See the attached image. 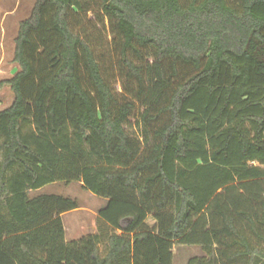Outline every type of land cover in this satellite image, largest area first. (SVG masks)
Wrapping results in <instances>:
<instances>
[{"label": "trees", "instance_id": "1", "mask_svg": "<svg viewBox=\"0 0 264 264\" xmlns=\"http://www.w3.org/2000/svg\"><path fill=\"white\" fill-rule=\"evenodd\" d=\"M14 62L0 264H264V0H37ZM75 182L107 204L67 242L30 192Z\"/></svg>", "mask_w": 264, "mask_h": 264}, {"label": "rangeland", "instance_id": "2", "mask_svg": "<svg viewBox=\"0 0 264 264\" xmlns=\"http://www.w3.org/2000/svg\"><path fill=\"white\" fill-rule=\"evenodd\" d=\"M36 2L37 0H0V84L12 79L19 71V66L14 62L16 39L21 22L31 16ZM90 18L93 19L92 16ZM117 87L121 92L120 85ZM13 101L14 94L10 87L0 88V111L9 108ZM45 195L76 200L80 206L62 217L68 242L89 235L95 223L90 212L99 211L107 204L106 199L86 191L78 182L51 184L30 192L31 199ZM149 223L154 224L152 220ZM173 253V264H188L190 259L203 255L198 247H175Z\"/></svg>", "mask_w": 264, "mask_h": 264}, {"label": "crops", "instance_id": "3", "mask_svg": "<svg viewBox=\"0 0 264 264\" xmlns=\"http://www.w3.org/2000/svg\"><path fill=\"white\" fill-rule=\"evenodd\" d=\"M100 211V210H99ZM99 211H94V212H90L91 215L95 218V223H94V226H93V229L91 228V231L89 233V235H92V234H95L96 233V221H97V217H98V212ZM64 216V215H63ZM62 216V217H63ZM65 227V226H64ZM65 233H67L66 229H65ZM67 241V240H66ZM74 241V240H73ZM68 242V241H67ZM71 242V241H69Z\"/></svg>", "mask_w": 264, "mask_h": 264}]
</instances>
